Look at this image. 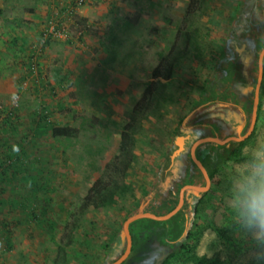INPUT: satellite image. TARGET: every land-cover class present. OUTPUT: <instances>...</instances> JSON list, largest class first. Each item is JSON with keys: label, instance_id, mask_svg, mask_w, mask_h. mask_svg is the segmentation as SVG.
<instances>
[{"label": "rangeland", "instance_id": "1", "mask_svg": "<svg viewBox=\"0 0 264 264\" xmlns=\"http://www.w3.org/2000/svg\"><path fill=\"white\" fill-rule=\"evenodd\" d=\"M242 4L243 0H0V264H108L124 223L157 188L178 132L200 127L202 116L213 118L216 102H228L226 94L212 100L206 94L219 62L226 58L224 49ZM262 48L264 40L259 51ZM248 57L253 59L234 53L235 73L244 70ZM175 58L180 60L171 83L137 125L136 159L127 180L133 195L121 197L113 208L83 212L91 187L114 167L123 128L132 123L152 71L163 59ZM253 65L256 77V59ZM261 93L255 135L245 141L244 154L264 139V80ZM242 108L236 107V116ZM44 110L50 121L43 117ZM11 112L14 116L6 125ZM250 115L236 137L248 131ZM52 125L80 131L72 139H55ZM234 130L223 133L214 127L211 135L231 136ZM204 148L200 157L213 165L215 154ZM229 163L216 167L209 192L189 216L188 236L203 232L199 256L247 263L252 243L238 230L232 231L231 240H222L212 228L233 223L224 203ZM193 178H184L176 190L169 182L164 190L160 185L163 194L157 195V206L171 196L169 207L177 206L180 189ZM198 179L203 184L200 175ZM152 231L150 236L140 233L143 247L127 264H153L165 249H170L169 257L179 252V247L164 242L160 227ZM169 264L183 263L176 258Z\"/></svg>", "mask_w": 264, "mask_h": 264}, {"label": "water", "instance_id": "2", "mask_svg": "<svg viewBox=\"0 0 264 264\" xmlns=\"http://www.w3.org/2000/svg\"><path fill=\"white\" fill-rule=\"evenodd\" d=\"M255 30L259 34H256ZM263 35L264 0H243L242 10L233 22L224 49L226 58L221 59L219 62L209 85V93L206 94L207 99L211 98V100L217 96L222 99L226 94L228 102H216L218 109L214 115H211L213 118L210 119L206 115L202 116L201 121L203 120V123L200 127L196 129L184 127L178 132L162 166L160 177L157 180V188L154 190L151 199L146 201L147 204L143 201L141 207L124 223L120 237L108 256V264H127L138 249L143 247L142 244L136 248V251H133V239L130 232L131 225L141 220L168 222L180 213H184L186 221L182 236L177 242L168 243L179 247L187 241L197 204L200 198L207 194L211 188L212 179L209 173L215 170L219 163L224 162L223 152L226 148L231 149L232 146L247 141L255 131L260 109V89L264 80V48L259 51V43L264 40ZM237 51L240 54L246 53L253 57V59L247 58L246 65H243L245 68L239 74L233 70V62L235 61L233 56ZM254 59L257 60L256 77L252 74V72L254 73L253 66L255 67L253 65ZM255 80H257L256 85L253 84ZM252 95H254V101L251 102ZM243 104L244 106H240ZM236 107H243L240 116H236ZM248 114H251L248 131L243 136L238 135L236 137V134H238L237 129L239 131L242 129V122L245 121ZM214 127H218L220 132L223 133H229V128H233L235 129L232 131L234 135L222 137L220 134H216L212 136ZM203 147L210 153L215 154L212 161L213 165L204 164L199 159ZM186 158L190 162H186ZM198 174L203 179V184L198 181ZM187 177H194L195 181L180 189L177 206L174 208L169 207V204L173 203L171 202L172 199L174 200L172 196L165 202H159L157 206L158 201L155 202V199L158 198V194H163L160 191V185L165 187L166 182H169L171 184L169 188L176 190L177 184L183 182L184 178ZM172 194H175L174 191H172ZM169 208L171 211L167 210ZM159 210L162 212H159ZM190 215L192 216L191 219ZM123 251L124 253H122ZM170 253V249H165L153 261V264H163Z\"/></svg>", "mask_w": 264, "mask_h": 264}, {"label": "trees", "instance_id": "3", "mask_svg": "<svg viewBox=\"0 0 264 264\" xmlns=\"http://www.w3.org/2000/svg\"><path fill=\"white\" fill-rule=\"evenodd\" d=\"M77 25H81V23L77 22ZM190 36L191 35L187 34V43L191 41ZM40 38L41 39L39 40L43 41L44 34ZM179 60L180 59L176 58L172 60L163 59L161 65L152 71V82L147 86L142 100L136 107V114L132 120V123L123 128L119 154L116 157L114 167L101 180H98L96 184L91 187L82 206L83 212H86L91 208L94 210L113 208L118 204V201L121 197L133 195L132 188L130 184H128L127 180L129 178V172L131 170L132 164L136 159L133 151L135 146V134L138 130L137 125L147 118V114L150 111L156 97H158V93L163 92V89L167 88L169 83H171L174 76L175 66ZM163 96H166V94H163ZM260 97H262V93L260 94ZM13 114V112L9 114L6 125H10ZM42 114L46 121H50L48 112L46 110H44ZM138 115L139 118L137 117ZM52 126L51 135L55 139H72L78 135L80 131L70 125ZM254 135L255 133L250 139H252ZM246 143L247 142H243L237 146H232L231 149L226 148L223 152L224 163L239 162L245 155L243 153V149L246 146ZM208 153V151L205 153V155L207 154V157ZM199 159L204 163L201 157H199ZM15 160L19 162L20 155L17 154ZM216 173L217 170L211 171L209 173L210 178L213 179ZM185 221L186 217L184 213H180L168 222L141 220L134 223L130 227V232L133 239V251H136V248L140 247L144 243V240H139L140 233L150 236L154 228L160 227L163 230L162 236L165 239V243L177 242L183 234ZM212 228L222 240H231L232 231L237 230L234 222L231 223V225L227 228L216 225H214ZM202 236L203 232L193 231V233L188 236L187 242L179 246V252L172 254L164 264H169L176 258L182 261L183 264H226L220 260L211 259L206 256H199L197 254L198 246ZM228 264H258L255 257V248L252 257L247 263L230 259Z\"/></svg>", "mask_w": 264, "mask_h": 264}, {"label": "clouds", "instance_id": "4", "mask_svg": "<svg viewBox=\"0 0 264 264\" xmlns=\"http://www.w3.org/2000/svg\"><path fill=\"white\" fill-rule=\"evenodd\" d=\"M239 162H230V187L225 198L240 234L255 248L258 264H264V139L248 147Z\"/></svg>", "mask_w": 264, "mask_h": 264}, {"label": "flooded vegetation", "instance_id": "5", "mask_svg": "<svg viewBox=\"0 0 264 264\" xmlns=\"http://www.w3.org/2000/svg\"><path fill=\"white\" fill-rule=\"evenodd\" d=\"M254 132H255V131H254ZM253 134H254V133H253ZM252 136H253V135H252ZM252 136H251V137H252ZM251 137H250V138H251ZM250 138H249V139H250Z\"/></svg>", "mask_w": 264, "mask_h": 264}]
</instances>
